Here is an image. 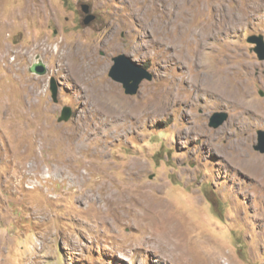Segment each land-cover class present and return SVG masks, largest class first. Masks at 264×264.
Listing matches in <instances>:
<instances>
[{"label":"rangeland","instance_id":"obj_1","mask_svg":"<svg viewBox=\"0 0 264 264\" xmlns=\"http://www.w3.org/2000/svg\"><path fill=\"white\" fill-rule=\"evenodd\" d=\"M252 35L264 0H0V264H264V113L229 95L264 101Z\"/></svg>","mask_w":264,"mask_h":264},{"label":"water","instance_id":"obj_2","mask_svg":"<svg viewBox=\"0 0 264 264\" xmlns=\"http://www.w3.org/2000/svg\"><path fill=\"white\" fill-rule=\"evenodd\" d=\"M81 11L86 14L83 18V25H88L93 16L89 15V6L82 5ZM249 44H253V51L259 60H264V42L261 36H249L247 38ZM29 71L36 75H44L46 72L45 66L41 62H36L31 65ZM108 77L121 85L125 95L133 96L139 90V87L143 81H151L153 78L152 73L147 69L139 66L137 63L125 54H119L112 58V65L108 70ZM49 90L51 93L52 101L55 103L57 98V86L55 80H50ZM71 108L63 107L58 116L57 122H66L71 117ZM227 119L225 112H216L208 120V126L212 128H218ZM256 144L253 146V150L264 154V131L258 130L256 132Z\"/></svg>","mask_w":264,"mask_h":264},{"label":"bare ground","instance_id":"obj_3","mask_svg":"<svg viewBox=\"0 0 264 264\" xmlns=\"http://www.w3.org/2000/svg\"><path fill=\"white\" fill-rule=\"evenodd\" d=\"M4 58V57H3ZM224 71V70H223ZM7 72H9V71H7ZM225 79L227 80V81H229L230 83H231V77H230V75H228L227 73H225ZM223 82V81H222ZM228 89H229V87H227ZM225 89V87H223V88H221L220 89V91L221 92H223L224 94H226V92H224L223 90ZM236 89L237 90H232V92H229V95L230 96H235V97H237V101H236V103H240V107L242 106L243 108L242 109H244V110H249V111H252V112H254L255 114H256V112H262V113H264V101L261 103V105L262 106H260V105H258V104H256V103H253V102H251V101H249V100H247L246 98H245V96H243V95H239V94H241L240 92H242V93H244L245 94V92L244 91H242L240 88H239V85H237L236 86ZM248 98V97H247ZM221 99V98H220ZM227 102V101H226ZM236 105V104H235ZM250 108H252V109H250ZM257 117H259V118H263L262 116H257ZM35 166V165H34ZM32 167V166H31ZM34 168V167H33ZM30 169V168H29ZM35 169V168H34ZM28 170V169H27ZM36 170L38 171V172H40V167L39 166H37L36 167ZM50 170V169H49ZM86 171H89V169H85ZM30 172V171H29ZM37 175V174H36ZM108 202H112V203H116V200L114 199V198H109L108 200H107ZM162 204V202H160V204L159 205H161ZM165 209V211L167 212V215H168V217H170V212L168 211V209H167V207L165 206L164 207ZM137 217H140V215L138 214V216ZM170 220H171V218H170ZM145 225H148L147 223H146V219H145V222H143ZM191 240V239H190ZM121 258H123L122 256H121ZM124 259V258H123Z\"/></svg>","mask_w":264,"mask_h":264},{"label":"flooded vegetation","instance_id":"obj_4","mask_svg":"<svg viewBox=\"0 0 264 264\" xmlns=\"http://www.w3.org/2000/svg\"><path fill=\"white\" fill-rule=\"evenodd\" d=\"M89 12H90V10H89Z\"/></svg>","mask_w":264,"mask_h":264}]
</instances>
